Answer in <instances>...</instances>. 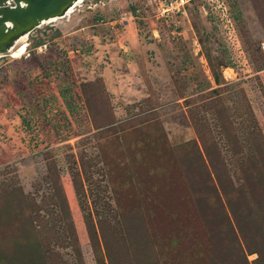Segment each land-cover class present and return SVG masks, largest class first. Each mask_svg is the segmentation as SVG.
I'll list each match as a JSON object with an SVG mask.
<instances>
[{
	"label": "rangeland",
	"instance_id": "rangeland-1",
	"mask_svg": "<svg viewBox=\"0 0 264 264\" xmlns=\"http://www.w3.org/2000/svg\"><path fill=\"white\" fill-rule=\"evenodd\" d=\"M154 13L82 0L0 57V264H264V0Z\"/></svg>",
	"mask_w": 264,
	"mask_h": 264
},
{
	"label": "water",
	"instance_id": "water-1",
	"mask_svg": "<svg viewBox=\"0 0 264 264\" xmlns=\"http://www.w3.org/2000/svg\"><path fill=\"white\" fill-rule=\"evenodd\" d=\"M76 0H0V57L43 20L62 16Z\"/></svg>",
	"mask_w": 264,
	"mask_h": 264
},
{
	"label": "built area",
	"instance_id": "built-area-1",
	"mask_svg": "<svg viewBox=\"0 0 264 264\" xmlns=\"http://www.w3.org/2000/svg\"><path fill=\"white\" fill-rule=\"evenodd\" d=\"M155 5V16L162 19L170 18L182 10L193 0H151ZM197 1V0H194Z\"/></svg>",
	"mask_w": 264,
	"mask_h": 264
},
{
	"label": "bare ground",
	"instance_id": "bare-ground-1",
	"mask_svg": "<svg viewBox=\"0 0 264 264\" xmlns=\"http://www.w3.org/2000/svg\"><path fill=\"white\" fill-rule=\"evenodd\" d=\"M82 0H76L74 2H72V4L70 5V7H68V9L65 11V13L62 15V16H59V17H52V18H48L46 20H43L39 23L40 24H44V23H47V22H52V21H55L56 19L58 18H63V17H66L68 16L73 10L75 7L79 6L80 3H81ZM25 34L24 35H21L16 41H15V46L13 49H11L9 51V55L12 56V57H18L21 53H23L24 49H25ZM27 38V37H26ZM227 74L228 73V70H225Z\"/></svg>",
	"mask_w": 264,
	"mask_h": 264
},
{
	"label": "trees",
	"instance_id": "trees-1",
	"mask_svg": "<svg viewBox=\"0 0 264 264\" xmlns=\"http://www.w3.org/2000/svg\"><path fill=\"white\" fill-rule=\"evenodd\" d=\"M31 238H30V236H28V238L26 239V241H29Z\"/></svg>",
	"mask_w": 264,
	"mask_h": 264
}]
</instances>
